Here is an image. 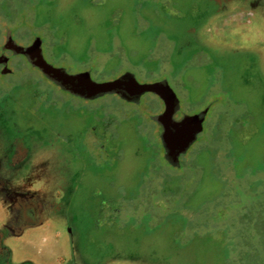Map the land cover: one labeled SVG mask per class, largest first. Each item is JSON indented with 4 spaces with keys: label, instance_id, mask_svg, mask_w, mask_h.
Returning <instances> with one entry per match:
<instances>
[{
    "label": "rangeland",
    "instance_id": "obj_1",
    "mask_svg": "<svg viewBox=\"0 0 264 264\" xmlns=\"http://www.w3.org/2000/svg\"><path fill=\"white\" fill-rule=\"evenodd\" d=\"M7 29L20 45L39 36L47 62L95 82L127 71L139 83L165 79L178 118L210 107L173 167L150 120L160 109L152 93L137 104L80 98L10 54L13 73L0 74V264H223L234 233L264 253V209L249 216L257 230L236 216V227L216 225L236 201H213L221 183L192 166H207V142L223 146L219 159L245 186L259 175L264 201V0H0V45Z\"/></svg>",
    "mask_w": 264,
    "mask_h": 264
},
{
    "label": "water",
    "instance_id": "obj_2",
    "mask_svg": "<svg viewBox=\"0 0 264 264\" xmlns=\"http://www.w3.org/2000/svg\"><path fill=\"white\" fill-rule=\"evenodd\" d=\"M4 50L10 51L12 55H22L53 84L80 98L95 99L106 94H116L126 101H137L146 92L155 94L163 101L164 109L151 118L161 127L159 139L163 155L173 167L180 166V156L188 150L203 130V122L210 105L196 113L183 114L179 119H175L173 115L179 109V101L165 79L139 83L133 73L127 71L114 79L95 82L91 79L89 71L68 73L63 67L47 62L42 53V40L39 36H35L27 45H20L13 40L9 29L5 31V40L0 52L2 74L10 72L6 65L9 57Z\"/></svg>",
    "mask_w": 264,
    "mask_h": 264
},
{
    "label": "trees",
    "instance_id": "obj_3",
    "mask_svg": "<svg viewBox=\"0 0 264 264\" xmlns=\"http://www.w3.org/2000/svg\"><path fill=\"white\" fill-rule=\"evenodd\" d=\"M20 15H22L20 13ZM25 15V14H24ZM19 16V14H18ZM26 17V15H25ZM12 20V19H8ZM205 148L209 147L212 156L206 158L205 164L206 167H202L204 164H193L192 166H196V169L206 170L205 168H208L210 171V177L209 181L213 182L215 184L221 183L222 189L221 194L218 195L213 201L219 202L221 199L224 198H232L233 201L236 203L233 208L230 207H223L221 208V213H223L224 210H227L224 212V215L222 218L215 221L217 223L216 225H222L225 223V220L229 219V221H232V224H235V227L237 226L236 219L239 217L241 226L244 225L246 222L251 221V230L255 229L260 226L259 221L257 218L249 217L252 215V210H257L256 214H258L260 211L262 212L264 209V201L262 198L260 199L261 191L255 190V186L261 182V178L259 175H256L255 173L252 175V181L255 186H252V189L250 187L245 186V184L241 181V175L234 173L233 166L224 160H220L219 157L221 154L225 152V147H217L212 149L213 145L212 143H206ZM217 156V159L215 158V162H213V158ZM181 165V162H180ZM197 176V175H196ZM250 176V175H249ZM195 180V178H194ZM196 179L197 182L201 181ZM244 186H243V185ZM193 185V184H192ZM245 187V188H244ZM255 190V191H254ZM188 200H192V193L188 192ZM230 209V210H229ZM236 216V217H234ZM228 217V218H226ZM233 226V225H232ZM240 226V228H241ZM264 230V229H263ZM234 231V230H233ZM234 233V232H233ZM234 236L231 237V242H227L223 244V248L221 250L222 252V259L223 264H263L264 259V253H261L256 250L254 245H251L249 247H245L244 240H240L236 234H233Z\"/></svg>",
    "mask_w": 264,
    "mask_h": 264
},
{
    "label": "flooded vegetation",
    "instance_id": "obj_4",
    "mask_svg": "<svg viewBox=\"0 0 264 264\" xmlns=\"http://www.w3.org/2000/svg\"><path fill=\"white\" fill-rule=\"evenodd\" d=\"M29 44V43H28ZM0 46H2V45H0ZM0 52H1V47H0ZM4 53L9 57V55L11 54V52L10 51H8V50H4ZM7 68H9L8 67V65H10V62H9V58H8V60H7ZM2 67H3V65L2 64H0V70L2 69ZM10 69V68H9ZM13 73V71H11V69H10V72H7V73H4V75H7V74H12ZM0 74H2L1 72H0ZM114 95H116V94H114ZM157 99H158V101H159V106H160V109L158 110V111H156V112H154L153 114H158V113H160L163 109H164V104H163V101H161L155 94H153ZM117 96V95H116ZM117 97H119V96H117ZM141 97V96H140ZM140 97H139V99L137 100V101H126V100H124V99H122V98H120L122 101H124V102H127V103H132V104H137L138 102H139V100H140ZM178 111V110H177ZM176 113L177 112H175V114L173 115L174 116V118L175 119H179L178 117H176L175 115H176ZM152 114V115H153ZM152 117V116H151ZM150 117V120L151 121H153L154 123H156L154 120H152V118ZM157 124V123H156ZM158 125V124H157ZM158 127L160 128V131H161V127L158 125ZM95 130H94V128H90L89 129V131H88V136L93 140L94 138H95V132H94ZM19 190V189H21V190H25L26 188H24V187H14L13 188V190ZM17 190V191H18ZM27 194L29 195V191H27ZM35 199L32 197V196H27L26 198H23V202H24V204L25 203H28L29 204V206L31 207H35V206H33L32 204H33V202L35 203V201H34ZM32 202V203H31ZM1 249V248H0ZM3 249V248H2Z\"/></svg>",
    "mask_w": 264,
    "mask_h": 264
}]
</instances>
